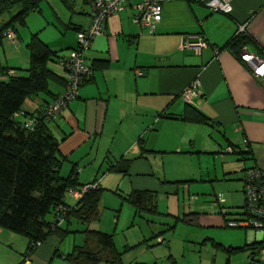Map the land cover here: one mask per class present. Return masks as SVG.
Segmentation results:
<instances>
[{"label":"crops","instance_id":"0c3cea01","mask_svg":"<svg viewBox=\"0 0 264 264\" xmlns=\"http://www.w3.org/2000/svg\"><path fill=\"white\" fill-rule=\"evenodd\" d=\"M73 1L69 9L61 0H48L32 13L42 15L46 24L56 30L76 32L89 25L90 17L87 1ZM133 3L131 0L123 10L110 15L102 34L92 38L84 52L86 63L92 68L91 79L49 121H54L61 137L55 138L59 154L71 158L86 142L98 138L100 144L102 137L113 135L115 139L119 135L123 143L115 144V151L121 153L120 158L133 155L130 167L143 166L138 162L150 153L188 152L184 150L195 137V130L207 126L221 134L227 148H244L246 141L249 165L264 171V77H255L227 47L243 26L241 32L250 41L241 48L239 56L245 51L264 57V0H229L228 13L212 12L197 0H169L163 3L161 21L153 32L132 22ZM29 21V31H41L39 21L36 28ZM20 28L14 31L17 40L12 44L23 61L16 66L0 64V68H11L10 72L16 74H23L28 65L27 51L20 46ZM196 36L207 42V47L198 53L189 46L196 42ZM40 39L49 44L47 38ZM3 44L11 45L5 36ZM195 78L200 81L201 91L189 104L207 116V123L180 117L187 103L180 93ZM50 88L54 94L62 91L57 83ZM43 100L42 96L28 99L23 109L35 111L44 105ZM104 155L105 161L109 156ZM70 198L65 199L66 203L74 205L77 198ZM232 210L236 211L230 206L229 211ZM193 216L197 220V214ZM0 237L15 245L9 251H0V264H46L59 252L55 237L37 246L29 256L24 254L26 240L17 245L12 232L2 229Z\"/></svg>","mask_w":264,"mask_h":264},{"label":"rangeland","instance_id":"374dc122","mask_svg":"<svg viewBox=\"0 0 264 264\" xmlns=\"http://www.w3.org/2000/svg\"><path fill=\"white\" fill-rule=\"evenodd\" d=\"M28 20L34 28L39 21L42 24L41 31H29ZM19 32L23 49H26L25 45L32 32L40 38H47L48 46L57 50L61 56L68 57L77 47L74 30H56L47 25L40 14L29 12ZM65 42H68L67 45ZM9 43L11 45H0V64H21L18 62L23 61V57L17 56L13 51V42ZM48 67L62 76V68L58 63L49 62ZM53 123L49 122V131L55 138H61ZM121 140L119 135L115 139L111 135L102 137L100 144L98 138L86 142L72 153L71 158L63 157L60 170V174L66 176L71 166L75 165L80 186L96 181L94 184L100 183L104 189L98 205L99 216L88 224V228L113 235L114 245L121 255L120 263L112 264H246L249 261L252 250L227 254L225 249L242 247L258 239L259 234L245 228L226 226L222 209L230 206L238 209L237 206L242 205L243 180L239 179L243 176L241 170L248 167L250 161L236 160L237 155L227 152V143L221 134L201 126L195 130V137L188 149L184 150L188 152L150 153L147 159L138 162L143 166L132 165L123 176L108 171V164L103 160L106 153L109 161L120 159L121 153L115 151V144L123 143ZM127 158L132 159L133 155ZM74 190L71 196L78 199L82 194L80 190ZM133 190L152 191L155 196L152 212L135 213L132 204L123 198ZM219 197L224 199L223 203H218ZM65 199L71 200L68 193ZM194 213L197 214V220ZM184 215H188L190 220H181ZM61 225L66 227L67 222ZM83 229L81 223L71 218L69 233L58 243L59 253L64 254L74 244L83 243ZM12 235L17 245L25 241L19 234ZM0 240L4 244L0 245L3 247L0 251L15 248V245L4 241L7 240L4 237H0ZM260 248L261 245L255 249V256L264 257L258 251ZM46 264L68 263L55 255Z\"/></svg>","mask_w":264,"mask_h":264},{"label":"trees","instance_id":"16d2710c","mask_svg":"<svg viewBox=\"0 0 264 264\" xmlns=\"http://www.w3.org/2000/svg\"><path fill=\"white\" fill-rule=\"evenodd\" d=\"M47 1L0 0V45L8 30L14 32L17 27L24 26L26 15L39 11L40 5ZM84 1L88 4V0ZM61 2L72 9L73 0ZM5 15L8 17L4 18ZM249 41L247 34L238 32L227 47L239 58L241 48ZM25 47L28 65L23 74L10 72L11 68H0V229L23 236L27 242L24 254L29 256L50 237H55L60 242L69 233L68 225L72 218L84 226V241L74 244L64 254L56 251L58 256L68 264L120 263L121 254L116 250L113 235L88 228V224L99 216L98 205L104 190L100 183L84 191L74 205H68L65 201L66 193L71 196L70 191L80 190L83 186L77 183L78 169L74 165L66 176L60 174L63 157L59 154L57 140L48 128L50 120L47 111L52 103L61 98L66 86L65 77L49 69L48 63H60L64 56L52 50L37 33L30 35ZM77 48L78 43L72 49ZM64 68L62 66L63 74ZM91 77L92 74L81 85ZM53 83L60 84L62 91L54 94L50 88ZM36 96L44 97V105L32 112L24 110L25 101ZM180 117L194 123H207L209 120L189 103L185 104ZM230 148V153L237 155V160L245 161L250 155L247 143L244 148ZM106 159L105 157L107 170L123 176L127 174L132 162L131 158L124 156L114 163ZM251 166L243 169V177L245 170ZM123 198L132 204L135 213L154 210L155 196L150 190H133ZM237 208L234 209L236 211L224 208L223 219L238 216L242 205ZM60 217L63 220L58 222ZM180 219L188 221L189 218L184 215ZM64 222H67L66 227L61 225ZM260 245L244 244L242 247L226 248L225 251L231 254L240 250H252L249 254L252 259L256 257L255 249Z\"/></svg>","mask_w":264,"mask_h":264},{"label":"built area","instance_id":"2783aa9c","mask_svg":"<svg viewBox=\"0 0 264 264\" xmlns=\"http://www.w3.org/2000/svg\"><path fill=\"white\" fill-rule=\"evenodd\" d=\"M131 0H88L89 25L76 32L78 48L72 50L71 54L64 56L60 63L64 66V77L66 79L65 90L61 98L56 100L47 111L48 119L53 120L58 113L73 100L81 86L82 81L92 74V68L85 62L82 51L86 49L92 38L103 32L105 22L110 15H113L125 8ZM169 0H134L132 22L149 32H153L162 18L163 3ZM212 12L228 13L230 11L229 0H197ZM243 31V26L239 27V32ZM5 37L10 42H16V35L12 30L5 33ZM186 43V40L184 41ZM197 53L207 47L204 38L196 36V42L189 43ZM239 59L245 63L257 78L264 77V57L249 52H241ZM200 81L193 79L181 91L180 97L183 101L190 103L193 98L200 94ZM247 142L244 141V144ZM227 148V152H231ZM96 184L85 185L80 189V194L88 188L95 187ZM72 191H70L71 194ZM74 192H76L74 190ZM243 203L240 214L233 218H225L224 222L229 227H240L251 230L254 234H259L258 239L250 241L248 244L258 243L261 255H264V171L252 165L245 170L243 177ZM218 203H223L222 197L217 198ZM224 208L222 209V212ZM63 219L60 217L58 222ZM246 264H264V257H254Z\"/></svg>","mask_w":264,"mask_h":264}]
</instances>
